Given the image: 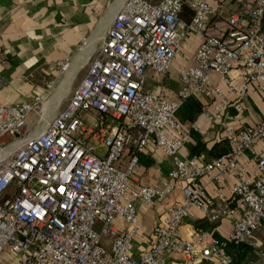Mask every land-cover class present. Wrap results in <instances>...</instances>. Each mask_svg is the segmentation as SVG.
Masks as SVG:
<instances>
[{"label": "built area", "instance_id": "built-area-1", "mask_svg": "<svg viewBox=\"0 0 264 264\" xmlns=\"http://www.w3.org/2000/svg\"><path fill=\"white\" fill-rule=\"evenodd\" d=\"M183 5L192 12L188 21L178 16ZM263 10L264 0H123L76 70L68 98L50 106L44 121L45 96L69 58L55 64V76L31 100L0 103V254L7 249L21 264H164L168 252H177L228 264L230 256L209 229L185 237L179 225L192 207L214 221L229 213L222 190L228 174V193L246 214L232 222L226 239L249 242L264 223V147L252 158L254 173L239 162L246 148L264 139V117L228 122L240 120L239 102L248 92L264 90ZM190 34L199 42L189 64L177 70L176 98L166 99L149 88L148 73L164 75ZM188 97L211 103L204 113L228 144L222 154L204 159L180 152L193 127L176 111ZM230 101L236 111L227 115ZM146 147L160 149L171 166L140 184L136 169ZM166 201L144 247L132 255L141 225L137 204ZM259 255L264 261V252Z\"/></svg>", "mask_w": 264, "mask_h": 264}, {"label": "crops", "instance_id": "crops-1", "mask_svg": "<svg viewBox=\"0 0 264 264\" xmlns=\"http://www.w3.org/2000/svg\"><path fill=\"white\" fill-rule=\"evenodd\" d=\"M122 1L114 0L109 5H105V0H0V57L4 59V63L0 64V103L31 100L34 91L44 88V83L55 76V64L69 58L71 62L68 71L63 73L57 90L48 99L49 103L46 102V111L49 116L50 106L55 107L60 102L76 70L85 63L88 54L103 35L114 10ZM223 1L232 2L233 0ZM105 21H108L106 25H104ZM84 37H87L86 42L77 50ZM198 42L199 37L193 34L183 39L179 53L175 55L170 68L164 75L148 73L149 88L159 91L166 99H175L180 85L177 70L189 64ZM229 76L237 84V73L232 70ZM220 88L224 91L222 84ZM58 90L57 101L54 102ZM194 99L201 102L202 109L191 122L184 121V124H192L195 134L189 133L180 146L182 154H189L196 136L206 147L221 138L219 125L204 113L205 108L211 109V103L202 102L198 98ZM234 104V101L227 102L225 107L227 115L236 111ZM239 105L240 120L237 122L228 119L229 123L246 124L263 118L264 90L248 92L247 96L240 100ZM263 147L264 139L256 140L243 151L239 158V162L246 167L249 173H254L253 156ZM200 154L205 156L203 153ZM140 155L147 164L139 158V167L136 169L137 183L153 182L165 175L171 166L170 161L160 149L146 147ZM201 181L206 190L212 193L213 185L205 178H201ZM231 181L232 176L228 174L226 183L222 187L229 206V213L214 221L207 219L199 209L192 207L179 225L182 236L186 237L190 231L211 223L210 232L226 238L232 222L246 214L244 204L228 193ZM177 194L176 189L172 196L177 197ZM167 204V201L155 207H144L137 204L141 225L133 237L132 255L136 256L138 251L144 247L152 225ZM194 221L201 222L202 225H194ZM249 242L264 252V223L252 232ZM0 264L21 263L17 254L5 249L0 254ZM164 264L216 263L205 258L185 259L180 253L168 252ZM247 264H264V261L259 255Z\"/></svg>", "mask_w": 264, "mask_h": 264}, {"label": "trees", "instance_id": "trees-1", "mask_svg": "<svg viewBox=\"0 0 264 264\" xmlns=\"http://www.w3.org/2000/svg\"><path fill=\"white\" fill-rule=\"evenodd\" d=\"M191 15H192L191 10L185 5L181 7V10L178 14L179 18L185 21H188ZM261 24L262 27L264 28V10L261 18ZM201 109H202L201 102H199L198 100L192 97H188L183 99L182 102L180 103L176 111V117L182 123H184L185 120L191 122L196 117V115L201 111ZM190 133L195 134L193 129H190ZM227 149H228V144L223 137L214 141L209 147H206L204 143H202V141L196 136L195 142L190 147L189 154L203 153L205 154L203 158L209 159L211 157L222 154ZM139 158L140 160L142 159V161L145 162L141 155H139ZM145 164H147V162H145ZM193 224L199 226L202 225L201 222L198 223L197 221H194ZM210 226L211 223H209L208 225H202L201 227L209 229ZM214 235L219 239L223 251L230 256V261L228 264H247L258 258L259 256L260 249L252 245V243L249 242L233 243L232 241L223 238L216 233H214Z\"/></svg>", "mask_w": 264, "mask_h": 264}, {"label": "rangeland", "instance_id": "rangeland-1", "mask_svg": "<svg viewBox=\"0 0 264 264\" xmlns=\"http://www.w3.org/2000/svg\"><path fill=\"white\" fill-rule=\"evenodd\" d=\"M114 0H105V5H109L110 3H112ZM120 1V0H119ZM148 1H151V2H153V1H156V0H148ZM106 28V27H105ZM104 31H105V29H104ZM104 33V32H103ZM83 70L84 69H82L76 76H75V78H74V83H72L71 84V86H70V89L75 85V83L78 81V79L81 77V75H82V72H83ZM63 78V75L62 74H60V75H58V77H57V81L52 85V88H51V90L46 94V96H45V100H48L50 97H52V95L55 93V91L57 90V87L59 86V83H60V81H61V79ZM69 90H66V92H64V94H63V97L61 98V101L59 102V105H58V107H60L62 104H63V102H65L66 101V99L68 98V96H69ZM43 115H44V113H43ZM43 115H42V118H43ZM98 151V150H97ZM96 151V152H97Z\"/></svg>", "mask_w": 264, "mask_h": 264}, {"label": "bare ground", "instance_id": "bare-ground-1", "mask_svg": "<svg viewBox=\"0 0 264 264\" xmlns=\"http://www.w3.org/2000/svg\"><path fill=\"white\" fill-rule=\"evenodd\" d=\"M112 17V16H111ZM110 20H111V18H110ZM109 20V21H110ZM108 21H105L104 22V25H106V23H107ZM103 26V25H102ZM86 42V41H85ZM68 71V70H67ZM62 90V89H61ZM62 91H60V93H61ZM58 94H59V90H58V93L56 94L57 96L54 98V102H56L57 101V97H58ZM46 102L47 103H49L48 102V100H45V102L43 103V112H42V114H41V117H40V121H44L47 117H48V113H47V111H46ZM55 103H53V105H54ZM43 113H44V115H43ZM42 115H43V118H42Z\"/></svg>", "mask_w": 264, "mask_h": 264}]
</instances>
